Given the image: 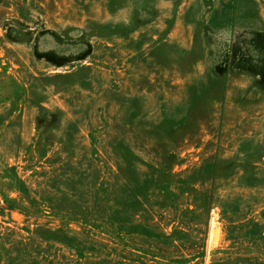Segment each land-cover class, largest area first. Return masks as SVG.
<instances>
[{"label": "rangeland", "instance_id": "rangeland-1", "mask_svg": "<svg viewBox=\"0 0 264 264\" xmlns=\"http://www.w3.org/2000/svg\"><path fill=\"white\" fill-rule=\"evenodd\" d=\"M0 264H264V0H0Z\"/></svg>", "mask_w": 264, "mask_h": 264}]
</instances>
